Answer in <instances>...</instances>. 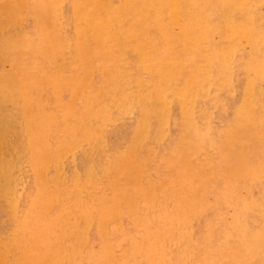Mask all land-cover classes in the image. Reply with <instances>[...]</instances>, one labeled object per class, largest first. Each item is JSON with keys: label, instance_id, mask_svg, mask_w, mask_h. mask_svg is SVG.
<instances>
[{"label": "rangeland", "instance_id": "obj_1", "mask_svg": "<svg viewBox=\"0 0 264 264\" xmlns=\"http://www.w3.org/2000/svg\"><path fill=\"white\" fill-rule=\"evenodd\" d=\"M53 1L0 0V263L264 264V0Z\"/></svg>", "mask_w": 264, "mask_h": 264}, {"label": "bare ground", "instance_id": "obj_2", "mask_svg": "<svg viewBox=\"0 0 264 264\" xmlns=\"http://www.w3.org/2000/svg\"><path fill=\"white\" fill-rule=\"evenodd\" d=\"M47 1H48V0H47ZM49 1H51V0H49ZM54 1H56V0H54ZM54 1H53V2H54ZM59 1H60V0H59ZM59 1H58V2H59ZM167 1H168V0H166L165 2H167ZM19 2H20V1H19ZM139 2H140V1H139ZM54 3H55V2H54ZM54 3H53V4H54ZM0 4H1V3H0ZM25 4H26V3H25ZM25 4H23V5H25ZM28 4H29V3H28ZM28 4L26 5L27 7H28ZM40 5H41V4H40ZM47 5H48V4H47ZM217 5H218V4H217ZM18 7H19V6H18ZM35 7H36V6H35ZM35 7H34V8H35ZM43 8H45V7H43ZM47 8H48V7H47ZM69 8H70V6H69ZM37 9H38V8H37ZM39 9H40V8H39ZM39 9H38V10H39ZM167 9H168V8H167ZM213 9H214V8H213ZM11 10H14V9H11ZM21 10H22V9H21ZM28 10H29V9H28ZM33 10H34V9H33ZM40 10H41V9H40ZM44 10H45V9H44ZM47 10H48V9H47ZM49 10L51 11V9H49ZM130 10H131V9H130ZM215 10H216V9H215ZM3 11H4V10H3ZM8 11H9V10H8ZM41 11H43V10H41ZM50 11H49V12H50ZM80 11H81V10H80ZM213 11H214V10H213ZM24 12H25V11H24ZM43 12H44V11H43ZM8 13H9V12H8ZM12 13L14 14V12H12ZM29 13H30V12H29ZM45 13H46V12H45ZM45 13H44V14H45ZM69 13H70V12H69ZM93 13H94V12H93ZM13 14H12V15H13ZM31 14H32V13H31ZM42 14H43V13H42ZM50 14H51V13H50ZM50 14H49V15H50ZM63 14H64V13H63ZM94 14H95V13H94ZM12 15H11V16H12ZM95 15H96V14H95ZM2 16H3V15H2ZM38 16H40V15H38ZM44 16H45V15H44ZM13 17H15V16H13ZM33 17H34V16H33ZM63 17H64V16H63ZM239 17H240V16H239ZM6 18H7V17H6ZM34 18H35V17H34ZM38 18H39V17H38ZM12 19H13V18H12ZM163 19H164V18H163ZM0 20H1V19H0ZM40 20H41V19H39V22H40L39 25H43V24H41V23H42V20H41V21H40ZM44 20H45V19H44ZM69 20H70V19H69ZM129 20H130V18H129ZM132 20H133V19H132ZM8 21H9V20H8ZM23 22H24V21H23ZM35 22H36V21H35ZM125 22H126V21H125ZM140 22H141V21H140ZM140 22H139V23H140ZM8 23H9V22H8ZM44 23H45V21H44ZM65 23H66V21H65ZM127 23H128V22H127ZM132 23H133V22H132ZM254 23H255V22H254ZM24 24H25V23H24ZM46 24H47V23H46ZM52 24H53V23H52ZM113 24H114V23H113ZM116 24H117V23H116ZM122 24H123V23H122ZM261 24H262V23H261ZM10 25H11V24H10ZM16 25H17V23H16ZM39 25H38V26H39ZM123 25H124V24H123ZM123 25H122V26H123ZM126 25H127V24H126ZM136 25H137V24H136ZM5 26H6V25H5ZM52 26H53V25H51V27H52ZM56 26H57V25H56ZM70 26H71V25H70ZM116 26H117V25H116ZM3 27H4V26H3ZM8 27H9V26H8ZM22 27H23V26H22ZM72 27H73V26H72ZM124 27H125V26H124ZM124 27H123V28H124ZM136 27H137V26H136ZM6 28H7V27H6ZM10 28H11V27H10ZM10 28H8V29H10ZM48 28H49V27H48ZM67 28H68V27H67ZM106 28H107V27H106ZM106 28H105V29H106ZM115 28H116V27H115ZM20 29H21V28H20ZM25 29H27V28H25ZM44 29H45V27H44ZM46 29H47V28H46ZM50 29H51V28H50ZM2 30H3V29H2ZM15 30H16V29H15ZM23 30H24V29H23ZM48 30H49V29H48ZM90 30H91V29H90ZM103 30H104V29H103ZM110 30H111V29H110ZM130 30H131V29H130ZM154 30H155V29H154ZM9 31H10V30H9ZM42 31H43V29H42ZM55 31H56V30H55ZM88 31H89V30H88ZM135 31H136V30H135ZM150 31H152V30H150ZM19 32H20V31H19ZM23 32H24V31H23ZM23 32H22V33H23ZM38 32H39V27H38ZM50 32H51V31H50ZM3 33H4V32H3ZM41 33H42V34H45V32H41ZM69 33H70V32H69ZM90 33H91V32H90ZM104 33H105V32H104ZM117 33H118V31H117ZM119 33H120V32H119ZM176 33H178V32H176ZM36 34H37V33H36ZM72 34H74V32H73ZM86 34H88V33L86 32ZM91 34H93V33H91ZM122 34H123V33H122ZM125 34H126V33H125ZM138 34H139V33H138ZM148 34H149V33H148ZM9 35H10V34H9ZM12 35H13V34H12ZM19 35H21V34H19ZM56 35H57V34H56ZM60 35H61V34H60ZM63 35H64V34H63ZM119 35H121V34H119ZM209 35H210V34H209ZM14 36H15V35H14ZM23 36H24V35H23ZM23 36H22V37H23ZM32 36H33V35H32ZM38 36H39V35H38ZM41 36H42V35H41ZM70 36H71V35H70ZM101 36H103V35H101ZM107 36H108V35H107ZM2 37H3V36H2ZM9 37H11V36H9ZM18 37H20V36H18ZM22 37H21V38H22ZM97 37H99V36H97ZM123 37H124V36H123ZM123 37L121 36V37H119V39H120V38L122 39ZM181 37H182V36H181ZM42 38H43V37H42ZM42 38H41V39H42ZM54 38H56V37H54ZM101 38H102V37H101ZM103 38H104V36H103ZM137 38H138V37H137ZM13 39H15V38H13ZM44 39H45V37H44ZM44 39H43V40H44ZM57 39H58V38H57ZM57 39H56V40H57ZM69 39H70V38H69ZM99 39H100V38H99ZM141 39H143V37H142ZM180 39H181V38H180ZM214 39H216V38H214ZM5 40H6V38H5ZM21 40H22V39H21ZM39 40H40V39H39ZM60 40H61V37H60ZM85 40H87V39H85ZM110 40H111V39H110ZM134 40H135V39H134ZM170 40L172 41V38H171ZM13 41H15V40H13ZM13 41H12V43H13ZM23 41H24V40H23ZM44 41H45V40H44ZM46 41H47V40H46ZM65 41H66V39H65ZM71 41H74V39L71 40ZM106 41H108V40H106ZM37 42H38V41H37ZM69 42H70V41H69ZM74 42H75V41H74ZM77 42H78V41H77ZM87 42H88V41H86V44H87ZM14 43H15V42H14ZM41 43H42V42H41ZM57 43H58V42H57ZM59 43H60V41H59ZM78 43H79V42H78ZM161 43H162V42H161ZM204 43H207V42H204ZM18 44H19V43H18ZM26 44H27V43H26ZM26 44H25L24 46H26ZM66 44H67V43H66ZM83 44H84V43H83ZM102 44H103V43H102ZM22 45H23V44H22ZM32 45H33V44H32ZM47 45H48V44H47ZM49 45H50V44H49ZM49 45H48V46H49ZM63 45H64V44H63ZM96 45H97V44H96ZM96 45H94V46L96 47ZM109 45H110V44H109ZM181 45H183V44H181ZM12 46H13V45H12ZM17 46H18V45H17ZM53 46H54V45H53ZM67 46H69V44H68ZM85 46H86V45H85ZM191 46H192V45H191ZM210 46H212V45H210ZM39 47H41V49H42V45H41V46L39 45ZM39 47H38V48H39ZM49 47H50V46H49ZM59 47H60V45H59ZM92 47H93V46H92ZM103 47L105 48V45H103ZM107 47H108V46H107ZM162 47H163V46H162ZM164 47H165V46H164ZM166 47H167V46H166ZM166 47H165V50L168 48V47H167V48H166ZM184 47H185V45H184ZM188 47H189V46H188ZM52 48H53V47H52ZM100 48H102V47H100ZM174 48H176V47H174ZM185 48H186V47H185ZM214 48H215V47H214ZM12 49H13V48H12ZM32 49H33V47H32ZM32 49H31V50H32ZM41 49H40V51H42ZM67 49H68V48H67ZM80 49H81V48H80ZM80 49H79V51H80ZM90 49H92V48L90 47ZM109 49H110V47H109ZM69 50H70V49H69ZM103 50H104V49H103ZM162 50H163V49H162ZM165 50H163V51H165ZM25 51H26V49H25ZM40 51H39V52H40ZM98 51H99V49H98ZM108 51H110V50H108ZM108 51H107V52H108ZM116 51H117V50H116ZM125 51H126V50H125ZM160 51H161V49H160ZM34 52H35V51H34ZM69 52H71V51H69ZM81 52H82V51H81ZM84 52L86 53V51H84ZM99 52H100V51H99ZM36 53H37V51H36ZM40 53H41V52H40ZM56 53H57V51H56ZM87 53H88V52H87ZM91 53H92V52H90V54H91ZM100 53H101V52H100ZM157 53H159V52H157ZM180 53H181V52H180ZM67 54H68V53H67ZM67 54H65V55H67ZM82 54H83V53H82ZM97 54H98V53H97ZM101 54H102V53H101ZM101 54H100V55H101ZM130 54H131V53H130ZM182 54H183V53H182ZM22 55H23V54H22ZM37 55H38V54H37ZM65 55H64V56H65ZM85 55H86V54H85ZM85 55H84V56H85ZM131 55H132V54H131ZM15 56H16V55H15ZM68 56H69V55H68ZM77 56H79V55H77ZM86 56H87V55H86ZM183 56H184V54H183ZM32 57H33V56H32ZM34 57H35V56H34ZM61 57H62V55H61ZM113 57H114V56H113ZM22 58H23V57H22ZM37 58H38V57H37ZM58 58H59V57H58ZM62 58H63V57H62ZM12 59H13V58H12ZM31 59H32V58H31ZM40 59H41V58H40ZM84 59H85V58H84ZM101 59H102V58H101ZM131 59H132V58H131ZM55 60H56V59H55ZM62 60H63V59H62ZM62 60H61V63H62ZM72 60H73V59H72ZM82 60H83V59H82ZM85 60H86V59H85ZM88 60H89V59H88ZM88 60H87V61H88ZM99 60H100V59H99ZM18 61H19V60H18ZM134 61H135V60H134ZM11 62H12V61H11ZM43 62H44V60H43ZM80 62H81V61H80ZM102 62H103V61H102ZM102 62H101V63H102ZM215 62H216V61H215ZM56 63H57V62H56ZM78 63H79V62H78ZM188 63H189V62H188ZM15 64H16V63H15ZM59 64H60V62H59ZM128 64H129V63H128ZM217 64L219 65V63H217ZM16 65H17V64H16ZM26 65H27V64H26ZM26 65H25V66H26ZM62 65H63V63H62ZM81 65H82V64H81ZM81 65H80V66H81ZM218 65H217V67H218ZM107 66H108V65H107ZM14 67H15V66H14ZM89 67H90V65H89ZM87 68H88V67H87ZM93 68H94V67H93ZM96 68H97V67H96ZM125 68H126V67H125ZM130 68H131V67H129V69H130ZM11 69H12V68H11ZM89 69H91V68H89ZM109 69H110V68H109ZM106 70H107V69H106ZM99 71H101V70H99ZM119 71H121V70H119ZM136 71H137V70H136ZM136 71H135V72H136ZM215 71H217V70H214V72H215ZM20 72H21V70H20ZM90 73H91V72H90ZM90 73H89V74H90ZM105 74H106V73H105ZM131 74H132V73H131ZM214 74H215V73H214ZM123 75H124V74H123ZM239 75H240V74H239ZM94 76H95V75H94ZM182 76H183V75H182ZM185 76H186V75H185ZM31 77H32V76H31ZM90 77H91V76L89 75V78H90ZM107 77H108V76H107ZM126 77H127V76H126ZM61 78H62V77H61ZM93 78H94V77H93ZM104 78H105V77H104ZM234 78H235V77H234ZM2 79H3V78H2ZM2 79H1V80H2ZM101 79H102V78H101ZM105 79H106V78H105ZM131 79H134V78H131ZM84 81H86V80H84ZM91 81H92V80H91ZM105 81H106V80H105ZM108 81H110V80L108 79ZM111 81H112V80H111ZM233 81H234V80H233ZM240 81H241V80H240ZM6 82H7V81H6ZM131 82H132V80H131ZM181 82H182V81H181ZM87 83H88V82H87ZM93 83H94V82H93ZM101 83H102V80H101ZM101 83H100V85H101ZM112 83H113V82H112ZM83 84H84V83H83ZM83 84H82V85H83ZM239 84H240V83H239ZM43 85H44V84H43ZM97 85L100 86L99 84H97ZM112 85H114V84H112ZM236 85H238V84H236ZM86 86H88V85H86ZM102 86H103V85H102ZM109 86H110V85H109ZM45 87H46V86H45ZM66 87H67V86H66ZM70 87H71V86H70ZM100 87H101V86H100ZM105 87H106V86H105ZM238 87H239V86H238ZM107 88H108V87H107ZM111 88H112V86H111ZM111 88H109V89H111ZM118 88H119V87H118ZM82 89H83V88H82ZM82 89H81V91H82ZM101 89H102V88H101ZM13 90H14V89H13ZM90 90H91V89H90ZM96 90H97V89H96ZM96 90H95V91H96ZM117 90H118V89H117ZM119 90H120V89H119ZM127 90H128V89H127ZM226 90H227V89H226ZM226 90H224V91H226ZM107 91H108V90H107ZM211 91H212V90H211ZM224 91H223V92H224ZM65 92H66V91H65ZM88 92H89V91H88ZM99 92H100V91H99ZM115 92H117V91H115ZM118 92H119V91H118ZM135 92H136V91H135ZM239 92H240V91H239ZM4 93H5V92H4ZM75 93H76V91H75ZM89 93H90V92H89ZM112 93H113V92H112ZM112 93H111V94H112ZM120 93H121V92H120ZM224 93H225V92H224ZM236 93H237V92H236ZM76 94H77V93H76ZM93 94H94V93H93ZM107 94H109V91H108ZM234 95H235V94H234ZM238 95H239V94H238ZM93 96H95V98H96V95H93ZM108 96H109V95H108ZM117 96H119V94H118ZM8 97H9V96H8ZM90 97H91V94H90ZM229 97H230V96H229ZM44 98H45V97H44ZM210 98H211V97H210ZM234 98H238V97L235 96ZM1 99H2V98H0V100H1ZM92 99H94V98H92ZM119 99H120V98H119ZM127 99H128V98H127ZM7 100H8V99H6V101H7ZM63 100H64V99H63ZM63 100H61V101H63ZM90 100H91V99H90ZM128 100H129V99H128ZM209 100H210V99H209ZM43 101H44V100H43ZM56 101H57V100H56ZM64 101H65V100H64ZM105 101H106V100H105ZM113 101H114V100H113ZM116 101H117V100H116ZM57 102H58V101H57ZM74 102H75V101H74ZM74 102H73V103H74ZM235 102H236V101H235ZM3 103H4V102H3ZM9 103H10V102H9ZM15 103H16V102H15ZM43 103H44V102H43ZM90 103H91V102H90ZM112 103H113V102H112ZM112 103H111V105H112ZM231 103H232V102H231ZM60 104H61V103H60ZM85 104H86V102H85ZM87 104H88V103H87ZM107 104H108V103H107ZM107 104H106V105H107ZM176 104H177V103H176ZM98 105H99V104H98ZM108 105H109V104H108ZM10 106H11V104H10ZM87 106H88V105H87ZM90 106H91V105H90ZM103 106H104V104H103ZM103 106H102V107H103ZM109 106H110V105H109ZM1 107H2V106H1ZM68 107H69V106H68ZM84 107H85V105H84ZM100 107H101V106H100ZM102 107H101V108H102ZM118 107H119V106H118ZM178 107H179V106H178ZM10 108H11V107H10ZM81 108H82V107H81ZM101 108H100V109H101ZM105 108H106V107H105ZM105 108H104V109H105ZM109 108H110V107H109ZM68 109H69V108H68ZM102 109H103V108H102ZM104 109H103V110H104ZM115 109H116V107H115ZM117 109H118V108H117ZM1 110H2V109H1ZM13 110H14V109H13ZM70 110H72V109H70ZM88 110H89V109H88ZM96 110H97V109H96ZM136 110H137V109H136ZM171 110H172V109H171ZM2 111H3V110H2ZM84 111H85V109H84ZM100 111H101V110H100ZM100 111H99V113H100ZM106 111H108V110H106ZM112 111H113V110H112ZM87 112H88V111H87ZM4 113H5V112H4ZM46 113H47V112H46ZM52 113H53V111H52ZM74 113H75V112H74ZM117 113H118V112H117ZM47 114H48V113H47ZM53 114H54V113H53ZM76 114H77V113H76ZM81 114H82V113H81ZM102 114H103V113H102ZM104 114H105V113H104ZM106 114H107V113H106ZM5 115H6V114H5ZM8 115H9V114H8ZM79 115H80V114H79ZM85 115H86V114H85ZM92 115H93V114H92ZM92 115H91V116H92ZM232 115H233V114H232ZM74 116H75V114H74ZM86 116H87V115H86ZM1 117H2V116H1ZM8 117H9V116H8ZM93 117H94V116H93ZM231 117H232V116H231ZM4 118H5V117H4ZM64 118H65V117H64ZM66 118H67V117H66ZM103 118H104V117H103ZM182 118H183V117H182ZM86 119H87V117H86ZM94 119H95V118H94ZM201 119H202V118H201ZM0 120H1V119H0ZM2 120H3V119H2ZM10 120H11V119H10ZM78 120H79V119H78ZM83 120H84V119H83ZM140 120H141V119H140ZM153 120H154V119H153ZM5 121H6V120H5ZM5 121H4V122H5ZM66 121H67V120H66ZM93 121H94V120H93ZM170 121H171V120H170ZM11 122H12V121H11ZM74 122H75V121H74ZM99 122H100V121H99ZM6 123H7V122H6ZM13 123H14V122H13ZM70 123H71V122H70ZM152 123H153V122H152ZM230 123H231V122H230ZM64 124H65V123H64ZM88 124H89V123H88ZM97 124H98V123H97ZM157 124H158V123H157ZM80 125H81V124H80ZM84 125H85V124H84ZM2 126H3V125H2ZM0 127H1V126H0ZM5 127H6V126H5ZM70 127H71V126H70ZM88 127H90V126H88ZM92 127H93V126H92ZM1 128H2V127H1ZM64 128H65V127H64ZM76 128H77V127H76ZM79 128H80V127H79ZM90 128H91V127H90ZM90 128H89V129H90ZM105 128H106V127H105ZM3 129H4V128H3ZM65 129H66V128H65ZM72 129H73V127H71V130H72ZM83 129H84V128H83ZM91 129H92V128H91ZM91 129H90V130H91ZM203 129H204V128H203ZM4 130H5V129H4ZM77 130H78V129H76V131H77ZM150 130H151V129H150ZM61 131H62V130H61ZM92 131H94V130H92ZM5 132H6V131H5ZM8 132H9V131H8ZM83 132H84V130H83ZM157 133H158V132H157ZM16 134H17V133H16ZM47 134H48V133H47ZM87 134H88V133H87ZM91 134H92V133H91ZM148 134H149V133H148ZM73 135H74V134H73ZM46 136H48V135H46ZM60 136H62V135H60ZM101 136H102V135H101ZM151 136H152V135H151ZM155 136H156V135H155ZM193 136H194V135H193ZM1 137H2V135H1ZM43 137H44V136H43ZM74 137H75V136H74ZM81 137H82V136H81ZM81 137H80V138H81ZM83 137H84V136H83ZM86 137H87V136H86ZM102 137H103V136H102ZM147 137H150V136L148 135ZM3 138H4V137H3ZM46 138H47V137H46ZM46 138H45V139H46ZM59 138H60V137H59ZM78 138H79V137H78ZM78 138H77V139H78ZM93 138H95V136H94ZM157 138H159V137H157ZM193 138H194V137H193ZM47 139H48V138H47ZM71 139H72V138H71ZM83 139H85V138H83ZM87 139H88V138H87ZM96 139H97V138H96ZM149 139H150V138H149ZM152 139H153V138H152ZM7 140H8V139H7ZM58 140H59V139H58ZM79 140H80V139H79ZM98 140H99V139H98ZM162 140H163V139H162ZM45 141H46V140H45ZM67 141H68V140H67ZM81 141H83V140H81ZM81 141H80L79 143H81ZM86 141H87V140H86ZM100 141H101V140H100ZM153 141H154V140H153ZM156 141H157V139H156ZM9 142H10V141H9ZM59 142H60V141H59ZM74 142H75V141H74ZM88 142H89V141H88ZM91 142H92V141H91ZM132 142H133V141H132ZM157 142H158V141H157ZM179 142H180V140H179ZM7 143H8V142H7ZM11 143H12V142H11ZM15 143H16V141H15ZM49 143H50V142H49ZM64 143H65V142H64ZM68 143H70V142H68ZM68 143H67V144H68ZM76 143H77V141H76ZM96 143H97V142H96ZM143 143H144V142H143ZM77 144H78V143H77ZM149 144H150V143H149ZM156 144H158V143H156ZM183 144H184V143H183ZM4 145H5V144H4ZM40 145H41V144H40ZM60 145H61V143H60ZM60 145H59V148H60ZM99 145H100V144H99ZM5 146H6V145H5ZM15 146H16V145H15ZM43 146H44V145H43ZM103 146H104V145H103ZM2 147H3V146H2ZM57 147H58V145H57ZM57 147H56V148H57ZM64 147H65V146H64ZM72 147H73V146H72ZM72 147H71V149H72ZM75 147H76V146H75ZM79 147H80V146H79ZM89 147H90V145H89ZM89 147H88V149H89ZM136 147H137V146H136ZM154 147H155V146H154ZM16 148H17V147H16ZM46 148H47V147H45V149H46ZM61 148H62V147H61ZM61 148H60V149H61ZM65 148H66V147H65ZM69 148H70V145H69ZM83 148H84V147H83ZM96 148H97V147H96ZM99 148H100V146H99ZM102 148H103V147H102ZM2 149H3V148H1V150H2ZM6 149H8V147H7ZM9 149H10V148H9ZM22 149H25V148H22ZM79 149H80V148H79ZM91 149H92V147H91ZM91 149H89V150H91ZM130 149H131V148H130ZM141 149H142V147H141ZM152 149H154V148H152ZM56 150H57V149H56ZM82 150H83V149H82ZM92 150H93V149H92ZM92 150H91V151H92ZM147 150H148V149H147ZM149 150H150V149H149ZM18 151H19V150H18ZM45 151H47V150H45ZM80 151H81V150H80ZM84 151H85V150H84ZM151 151H152V150H151ZM170 151H171V148H170ZM210 151H211V150H210ZM5 152H6V151H5ZM16 152H17V151H16ZM19 152H20V151H19ZM43 152H44V151H43ZM59 152H60V151H59ZM82 152H83V151H82ZM85 152H86V151H85ZM114 152H115V151H114ZM127 152H130V151H126V153H127ZM157 152H158V151H157ZM160 152H161V150H160L158 153H160ZM46 153H47V152H46ZM108 153H109V151H108ZM131 153H133V152H131ZM131 153H130V154H131ZM135 153H136V152H135ZM158 153H157V154H158ZM171 153H172V152H171ZM2 154H3V153H2ZM4 154H5V153H4ZM10 154H11V153H10ZM12 154H13V153H12ZM17 154H18V153H17ZM38 154H39V153H38ZM62 154H64V153H62ZM68 154H69V153H68ZM118 154H119V153H118ZM124 154H125V153H124ZM127 154H128V153H127ZM163 154H164V152H163ZM166 154H168V152H167ZM166 154H165V155H166ZM15 155H16V153H15ZM18 155H19V154H18ZM56 155H57V153H56ZM132 155H133V154H132ZM147 155H148V154H147ZM175 155H176V154H175ZM6 156H7V155H6ZM44 156H45V155H44ZM91 156H92V154H91ZM124 156H125V155H124ZM130 156H131V155H130ZM135 156H136V154H135ZM141 156H142V155H141ZM143 156H144V155H143ZM150 156H151V154H149V157H150ZM155 156H156V155H155ZM155 156H154V157H155ZM176 156H177V155H176ZM42 157H43V156H42ZM58 157H59V156H58ZM62 157H63V156H62ZM92 157H93V156H92ZM98 157H99V156H98ZM109 157H111V155H110ZM126 157H128V156H126ZM138 157H139V156H138ZM149 157H147V158H149ZM173 157H174V156H173ZM7 158H8V157H7ZM19 158H21V157H19ZM51 158H52V157H51ZM123 158H124V157H123ZM168 158H169V156H168ZM176 158H177V157H176ZM24 159H25V158H24ZM70 159H72V158H70ZM110 159H111V158H110ZM129 159H130V158H129ZM151 159H152V158H151ZM164 159H166V158L164 157ZM170 159H171V156H170ZM54 160H55V159H54ZM87 160H89V159H87ZM98 160H99V158H98ZM112 160H113V159H112ZM136 160H137V159H136ZM146 160L148 161V159H146ZM160 160H161V159H160ZM173 160H174V158H173ZM192 160H193V159H192ZM192 160H191V161H192ZM49 161H50V160H49ZM49 161H48V162H49ZM92 161H93V160H92ZM109 161H110V160H109ZM141 161H142V159H141ZM165 161H166V160H165ZM168 161H170V160L168 159ZM194 161H195V160H194ZM98 162H99V161H98ZM107 162H108V160H107ZM142 162H143V161H142ZM148 162H149V161H148ZM155 162H158V161H155ZM166 162H167V161H166ZM90 163H91V161H90ZM126 163H127V162H126ZM153 163H154V161H153ZM193 163H194V162H193ZM70 164H71V163H70ZM112 164H113V163H112ZM117 164H118V162H117ZM124 164H125V163H124ZM131 164H132V163H131ZM134 164H135V163H134ZM145 164H146V163H145ZM154 164H155V163H154ZM159 164H161V162H160ZM75 165H76V163H75ZM88 165H90V164L88 163ZM115 165H116V164H115ZM115 165H113V166H115ZM129 165H130V164H129V161H128V166H129ZM92 166H93V164H92ZM92 166H90V167H92ZM100 166H102V165H100ZM113 166H112V167H113ZM134 166H135V165H134ZM162 166H163V165H162ZM178 166L181 167V165H178ZM178 166L176 165V167H178ZM57 167H58V166H57ZM76 167H77V166H76ZM97 167H98V166H97ZM102 167H103V166H102ZM119 167H120V166H119ZM129 167H130V166H129ZM131 167H132V166H131ZM44 168H45V167H44ZM93 168H94V167H93ZM100 168H101V167H100ZM110 168H111V167H110ZM164 168H165V167H164ZM173 168H175V167H173ZM38 169H39V168H38ZM56 169H57V168H56ZM104 169H105V168H104ZM130 169H131V168H130ZM133 169H134V168H133ZM147 169H148V167H147ZM159 169H160V168H159ZM171 169H172V168H171ZM194 169H195V168H194ZM58 170H59V169H58ZM93 170H94V169H93ZM114 170H117V169H114ZM131 170H132V169H131ZM161 170H162V169H160V171H161ZM182 170H183V169H182ZM47 171H48V170H47ZM75 171H76V170H75ZM102 171H103V170H102ZM175 171H176V169H175ZM63 172H64V171H63ZM86 172H88V171H86ZM104 172H105V171H104ZM117 172H118V170H117ZM117 172H116V173H117ZM121 172H122V170H121ZM127 172H128V171H127ZM163 172H164V169H163ZM173 172H174V171H173ZM58 173H59V172H58ZM64 173H65V172H64ZM92 173H93V172H91V174H92ZM108 173H109V172H108ZM133 173H134V172H133ZM144 173H146V171H145ZM175 173H176V172H175ZM46 174H47V173H46ZM79 174H80V173H79ZM88 174H89V172H88ZM91 174H90V176H91ZM97 174H98V172H97ZM119 174H120V173H119ZM131 174H132V172H131ZM136 174H137V173H136ZM58 175H59V174H58ZM115 175H116V174H115ZM127 175H128V174H127ZM141 175H142V174H141ZM141 175H140V176H141ZM145 175H146V174H145ZM43 176H44V174H43ZM63 176H64V175H63ZM63 176H62V177H63ZM65 176H66V175H65ZM65 176H64V178H65ZM97 176H98V175H97ZM113 176H114V174H113ZM120 176H121V175H120ZM136 176H138V175H136ZM142 176H143V175H142ZM170 176H171V175H170ZM175 176H176V175H175ZM179 176H181V175H179ZM100 177H101V176H100ZM128 177H129V176H128ZM138 177H139V176H138ZM176 177H177V176H176ZM44 178L46 179V177H44ZM57 178H58V177H57ZM60 178H61V177H60ZM75 178H76V177H75ZM95 178H96V177H95ZM110 178H111V177H110ZM132 178H134V177H132ZM132 178H131V179H132ZM179 178H180V177H179ZM195 178H196V177H195ZM38 179H39V178H38ZM98 179H99V178H98ZM116 179H118V178L116 177ZM119 179H120V178H119ZM129 179H130V178H129ZM166 179H167V178H166ZM196 179H197V178H196ZM46 180H47V179H46ZM62 180H63V178H62ZM84 180H86V179H84ZM100 180H101V179H100ZM126 180H127V179H126ZM126 180H124V181H126ZM183 180H184V179H183ZM194 180H195V179H194ZM194 180H193V181H194ZM207 180H208V179H207ZM90 181H91V180H90ZM93 181H94V180H93ZM112 181H113V179H112ZM127 181H128V180H127ZM117 182H118V181H117ZM119 182H120V181H119ZM121 182H122V180H121ZM131 182H132V181H131ZM131 182H129L128 185H130ZM194 182H196V180H195ZM76 183H77V182H76ZM76 183H75V184H76ZM97 183H98V182H97ZM143 183H144V182H143ZM146 183H147V182H146ZM146 183H145V184H146ZM150 183H151V182H150ZM163 183H164V182H163ZM167 183H168V182H167ZM170 183H171V182H170ZM181 183H182V182H181ZM186 183H187V182H186ZM91 184H92V183H91ZM110 184H111V182H110ZM112 184H113V182H112ZM119 184H120V183H119ZM125 184H126V183H125ZM187 184H188V183H187ZM187 184H186V185H187ZM193 184H194V183H193ZM208 184H209V183H208ZM248 184H249V182H248ZM88 185H89V184H88ZM108 185H109V184H108ZM121 185H122V184H121ZM146 185H147V184H146ZM162 185H163V184H162ZM81 186H82V185H81ZM106 186H107V185H106ZM112 186H113V185H112ZM112 186H111V187H112ZM174 186H175V184H174ZM82 187H83V186H82ZM111 187H109V188H111ZM122 187H123V186H122ZM161 187H162V186H161ZM168 187H169V185H168ZM184 187H187V186H184ZM93 188H94V187H93ZM104 188H106V187L104 186ZM124 188H125V187H124ZM151 188H152V187H151ZM159 188H160V187H159ZM162 188H163V187H162ZM162 188H161V189H162ZM253 188H255V187H253ZM79 189H81V188H79ZM117 189H118V187H117ZM154 189H155V188H154ZM177 189H179V188L177 187ZM93 190H95V189H93ZM108 190H109V189H107V191H108ZM155 190H156V189H155ZM155 190H153V191H155ZM167 190H168V189H167ZM172 190H174V189L172 188ZM77 191H79V190H77ZM91 191H92V188H91ZM124 191H125V190H124ZM130 191H131V190H130ZM132 191H133V190H132ZM169 191H170V190H169ZM162 192H163V190H162ZM166 192H167V191H166ZM182 192H183V191H182ZM210 192H211V191H210ZM124 193H125V192H124ZM142 193H143V192H142ZM167 193H168V192H167ZM214 193H215V192H214ZM80 194H81V193H80ZM125 194H126V193H125ZM165 194H166V193H165ZM179 194H180V193H179ZM13 195H14V194H13ZM122 195H123V194H122ZM129 195H130V194H129ZM141 195H142V194H141ZM158 195H159V194H158ZM175 195H176V194H175ZM175 195H174V196H175ZM208 195H209V194H208ZM6 196H7V195H6ZM78 196H79V195H78ZM131 196H132V195H131ZM161 196H162V195H161ZM164 196H165V195H164ZM81 197H82V196H81ZM104 197H105V196H104ZM116 197H117V195H116ZM127 197H128V195H127ZM162 197H163V196H162ZM84 198H85V197H84ZM108 198H109V197H108ZM112 198H113V197H112ZM112 198H111V199H112ZM125 198H126V197H125ZM137 198H138V197H137ZM7 199H8V198H7ZM123 199H124V198H123ZM127 199H128V198H127ZM157 199H158V196H157ZM165 199H166V198H165ZM165 199H164V200H165ZM168 199H169V198H168ZM168 199H167V200H168ZM191 199H192V198H191ZM214 199H215V198H214ZM81 200H82V199H81ZM124 200H125V199H124ZM124 200H123V201H124ZM155 200H156V199H155ZM158 200H159V199H158ZM167 200H166V201H167ZM125 201H126V200H125ZM159 201H160V200H159ZM216 201H217V200H216ZM121 202H122V201H121ZM139 202H140V201H139ZM148 202H149V201H148ZM220 202H221V201H220ZM17 203H18V202H17ZM90 203H92V202H90ZM96 203H97V202H96ZM107 203H108V202H107ZM122 203H123V202H122ZM141 203H142V202H141ZM141 203H140V204H141ZM155 203H156V202H155ZM159 203H160V202H159ZM214 203H215V202H214ZM223 203H224V202H223ZM85 204H86V203H85ZM92 204H93V203H92ZM99 204H100V202H99ZM101 204H102V203H101ZM114 204H115V203H114ZM127 204L129 205L128 202H127ZM175 204H176V203H175ZM221 204H222V203H221ZM95 205H97V204H95ZM143 205H144V204H143ZM157 205H158V204H157ZM172 205H173V204H172ZM86 206H87V205H86ZM88 206H89V205H88ZM102 206H103V205H102ZM120 206H121V208H122V205H120ZM168 206H169V205H168ZM220 206H222V205H220ZM126 207H127V206H126ZM143 207H144V206H143ZM161 207H162V204H161ZM163 207H164V206H163ZM180 207H181V206H180ZM95 208H96V207H95ZM95 208H94V209H95ZM118 208H119V207H118ZM159 208H160V207H159ZM222 208H223V207H222ZM82 209H83V208H82ZM84 209H85V208H84ZM88 209H90V208H88ZM99 209H100V208H99ZM138 209H139V208H138ZM143 209H144V208H143ZM154 209H155V208H154ZM219 209H220V208H219ZM70 210H71V209H70ZM100 210H101V209H100ZM122 210H123V209H122ZM125 210H126V209H125ZM147 210H148V209H147ZM149 210H150V209H149ZM156 210L158 211V209H156ZM92 211H93V209L91 210V212H92ZM97 211H98V210H97ZM103 211H104V210H103ZM14 212H15V211H14ZM162 212H163V211H162ZM78 213H79V212H78ZM103 213H104V212H103ZM131 213H132V212H131ZM204 213H205V212H204ZM206 213H208V212H206ZM124 214H125V213H124ZM150 214H151V213H150ZM154 214H155V213H153V215H154ZM160 214H161V213H160ZM60 215H61V214H60ZM74 215H75V214H74ZM101 215H102V214H101ZM157 215H159V214L157 213ZM75 216H76V215H75ZM77 216H78V215H77ZM124 216H125V215H124ZM161 216H162V215H161ZM167 216H168V215H167ZM201 216H202V215H201ZM157 217H158V216H157ZM80 218H81V217H80ZM149 218H150V217H149ZM165 218H166V216H165ZM199 218H200V217H199ZM199 218H198V219H199ZM77 219H78V218H77ZM84 219H85V218H84ZM124 220H125V219H124ZM153 220H154V219H153ZM194 220H195V219H194ZM82 221H83V219H82ZM109 221H110V220H109ZM128 221H129V220H128ZM138 221H139V220H138ZM156 221H157V223H158V220H156ZM169 221H170V220H169ZM200 221H201V220H200ZM115 222H116V221H115ZM129 223H130V222H129ZM195 223H196V221H195ZM201 223H202V222H201ZM203 223H205V222H203ZM145 224H146V223H145ZM193 224H194V223H193ZM193 224H192V225H193ZM205 225H206V224H205ZM211 225H212V224H211ZM80 226H81V225H80ZM116 226H117V225H116ZM123 226H125V225H123ZM202 226H203V225H202ZM219 226H220V225H219ZM62 227H63V225H62ZM78 227H79V225H78ZM187 227H188V226H187ZM196 227H197V226H196ZM74 228H75V227H74ZM74 228H73V229H74ZM95 228H96V227H95ZM100 229H101V228H100ZM217 229H218V226H217ZM16 230H17V229H15V231H16ZM63 230H64V229H63ZM142 230H143V229H142ZM192 230H193V229H192ZM74 231H75V229H74ZM175 231H176V230H175ZM198 231H199V230H198ZM202 231H203V230H202ZM205 231H206V230H204V232H205ZM218 231H219V230H218ZM218 231H217V232H218ZM70 232H71V231H70ZM125 232H126V231H125ZM221 232H222V228H221ZM117 233H118V231H117ZM138 233H139V232H138ZM12 234H13V233H12ZM20 234H21V233H20ZM61 234H62V232H61ZM74 234H75V233H74ZM74 234H73V235H74ZM198 234H199V233H198ZM229 234H230V233H229ZM21 235H23V234H21ZM21 235H20V236H21ZM102 235H104V234H102ZM102 235H101V236H102ZM203 235H204V234H203ZM212 235H213V234H212ZM231 235H232V234H231ZM12 236H13V235H12ZM18 236H19V235H18ZM58 236H59V235H58ZM65 236H66V235H65ZM65 236H64V237H65ZM98 236H99V235H98ZM118 236H119V235H118ZM159 236H160V235H159ZM60 237H61V236H60ZM78 237H79V236H78ZM214 237H216V236H214ZM1 238H2V237H1ZM72 238H73V237H72ZM79 238H80V237H79ZM82 238H83V237H82ZM119 238H120V237H119ZM136 238H137V237H136ZM16 239H17V238H16ZM16 239H15V240H16ZM49 239H50V238H49ZM77 239H78V238H77ZM104 239H105V238H104ZM215 239H216V238H215ZM9 240H10V239H9ZM9 240H8V241H9ZM34 240H35V239H34ZM78 240H79V239H78ZM59 241H61V240H59ZM123 241H124V239H123ZM129 241H130V240H129ZM183 241H184V239H183ZM14 242H15V241H14ZM19 242H20V240H19ZM124 242H126V240H125ZM232 242H233V240H232ZM16 243H18V242L16 241ZM86 243H87V242H86ZM214 243H215V242H214ZM3 244H4V243H3ZM6 244H7V243H6ZM8 244H9V243H8ZM36 244H37V243H36ZM59 244H60V242H59ZM72 244H74V242H73ZM76 244H77V243H76ZM113 244H114V243H113ZM113 244H112V245H113ZM9 245H12V244L10 243ZM21 245H22V244H21ZM37 245H38V244H37ZM61 245H63V244H61ZM61 245H60V247H61ZM67 245H68V244H67ZM124 245H125V244H124ZM124 245H123V246H124ZM192 245H193V244H192ZM2 246H3V245H2ZM18 246H20V245H18ZM34 246H35V243H34ZM56 246H57V245H56ZM56 246H55V247H56ZM63 246H64V245H63ZM70 246H72V245H70ZM12 247H13V246H12ZM90 247H91V246H90ZM8 248H9V247H8ZM26 248H27V247H26ZM84 248H85V247H84ZM129 248H130V247H129ZM158 248H159V247H158ZM12 249H13V248H12ZM81 249H83V248H81ZM126 249H127V248H126ZM196 249H197V248H196ZM31 250H33V246H32V249H31ZM34 250H35V249H34ZM63 250H64V249H63ZM75 250H76V249H75ZM89 250H90V249H89ZM89 250H88V252H89ZM7 251H8V250H7ZM54 251H55V250H54ZM90 251H91V250H90ZM213 251H214V250H213ZM224 251H225V250H224ZM231 251H232V250H231ZM231 251H230V252H231ZM2 252H3V251H2ZM9 252H10V251H9ZM16 252H17V251H16ZM59 252H60V250H59ZM81 252H82V251H81ZM83 252H84V251H83ZM92 252H93V251H92ZM6 253H7V252H6ZM19 253H20V252H19ZM77 253H78V252H77ZM43 254H44V253H43ZM51 254H52V253H51ZM54 254H55V253H54ZM54 254H52V255H54ZM68 254H69V252H68ZM229 254H230V253H229ZM0 255H1V254H0ZM52 255H51V256H52ZM55 255H56V254H55ZM55 255H54V256H55ZM65 255H66V252H65ZM76 255H77V254H76ZM76 255H75V256H76ZM95 255H96V253H95ZM208 255H209V254H208ZM27 256H28V255H27ZM32 256H33V255H32ZM34 256H36V255H34ZM44 256H45V255H44ZM46 256H47V254H46ZM59 256H60V255H59ZM79 256H80V255H79ZM81 256H82V255H81ZM130 256H131V255H130ZM17 257H18V256H17ZM22 257H23V256H22ZM25 257H26V256H25ZM25 257H24V258H25ZM30 257H31V256H30ZM36 257H37V256H36ZM36 257H35V258H36ZM48 257H49V256H48ZM57 257H58V256H57ZM84 257H85V256H84ZM0 258H1V257H0ZM15 258H16V257H15ZM24 258H23V259H24ZM27 258H28V257H27ZM35 258H34V259H35ZM45 258H46V257H45ZM45 258H44V259H45ZM62 258H63V257H62ZM92 258H93V257H92ZM1 259H5V258L3 257V258H1ZM23 259H22V260H23ZM29 259H30V258H29ZM66 259H67V258H66ZM75 259H76V258H75ZM194 259H195V258H194ZM208 259H209V258H208ZM211 259H212V258H211ZM7 260H8V259H7ZM10 260H11V259H10ZM38 260H39V259H38ZM41 260H42V259H41ZM49 260H50V259H49ZM60 260H61V259H60ZM64 260H65V259H64ZM71 260H72V259H71ZM218 260H219V259H218ZM27 261H28V259H27ZM42 261H43V260H42ZM66 261H67V260H66ZM128 261H130V260H128ZM133 261H135V260H133ZM210 261H211V260H210ZM22 262H23V261H22ZM22 262H21V263H22ZM24 262H25V261H24ZM28 262H29V261H28ZM28 262H26V263H28ZM74 262H75V261H74ZM200 262H201V261H200ZM208 262H209V261H208ZM21 263H20V264H21ZM32 263H33V261H32ZM35 263H36V262H35ZM35 263H34V264H35ZM39 263H41V262H39ZM43 263H44V262H43ZM46 263H48V262H46ZM118 263H119V262H118ZM209 263H210V262H209ZM214 263H216V262H214ZM0 264H2V263H0ZM13 264H14V263H13ZM49 264H51V263H49ZM58 264H59V263H58ZM68 264H69V263H68ZM137 264H139V263H137ZM224 264H225V263H224ZM227 264H228V263H227Z\"/></svg>", "mask_w": 264, "mask_h": 264}]
</instances>
